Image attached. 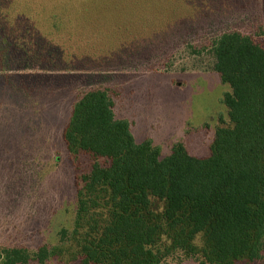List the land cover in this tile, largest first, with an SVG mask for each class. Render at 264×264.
Instances as JSON below:
<instances>
[{"label": "rangeland", "instance_id": "374dc122", "mask_svg": "<svg viewBox=\"0 0 264 264\" xmlns=\"http://www.w3.org/2000/svg\"><path fill=\"white\" fill-rule=\"evenodd\" d=\"M225 31L264 47V0H0V264L5 248L44 245L61 248L46 264H82L70 235L91 160H73L62 131L85 91L106 89L115 117L161 157L177 141L209 154L229 121L209 52ZM154 250L159 264H200Z\"/></svg>", "mask_w": 264, "mask_h": 264}, {"label": "trees", "instance_id": "16d2710c", "mask_svg": "<svg viewBox=\"0 0 264 264\" xmlns=\"http://www.w3.org/2000/svg\"><path fill=\"white\" fill-rule=\"evenodd\" d=\"M212 69L230 88L228 124L215 128L205 157L150 139L137 143L108 91H85L71 106L62 139L90 169L76 177L70 235L82 264H159L154 248L200 264H251L264 250V47L225 31L211 40ZM59 248H5L1 264H46ZM57 250V252H56Z\"/></svg>", "mask_w": 264, "mask_h": 264}, {"label": "crops", "instance_id": "0c3cea01", "mask_svg": "<svg viewBox=\"0 0 264 264\" xmlns=\"http://www.w3.org/2000/svg\"><path fill=\"white\" fill-rule=\"evenodd\" d=\"M135 139V138H134Z\"/></svg>", "mask_w": 264, "mask_h": 264}]
</instances>
